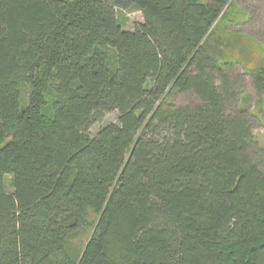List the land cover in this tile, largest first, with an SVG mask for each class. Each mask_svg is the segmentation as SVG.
Returning a JSON list of instances; mask_svg holds the SVG:
<instances>
[{
	"label": "trees",
	"instance_id": "trees-1",
	"mask_svg": "<svg viewBox=\"0 0 264 264\" xmlns=\"http://www.w3.org/2000/svg\"><path fill=\"white\" fill-rule=\"evenodd\" d=\"M248 16L234 0H0V264H264L238 105L248 76L264 124V44L233 26ZM185 92L198 103L176 105Z\"/></svg>",
	"mask_w": 264,
	"mask_h": 264
},
{
	"label": "rangeland",
	"instance_id": "rangeland-1",
	"mask_svg": "<svg viewBox=\"0 0 264 264\" xmlns=\"http://www.w3.org/2000/svg\"><path fill=\"white\" fill-rule=\"evenodd\" d=\"M234 2L237 9H244L249 14L248 18L244 19V22L233 24L234 28L243 34L250 36V38L252 37V39L259 38V40L264 44V0H234ZM122 14L126 18L125 29L132 30L136 23L142 21L140 11L134 8L125 9L122 11ZM236 71L238 73L243 72L241 68L236 69ZM240 82L244 85L246 91L248 92V94H246L248 104L243 105L238 103V105L239 107H245L244 109L246 110V115L251 122L252 138L250 153L253 157L255 156V158H257L264 173V124L256 112V108H254V106H256L257 98L253 87L251 86L249 77H242V81ZM174 102L176 105H193L198 103V98L192 92H185L175 95ZM115 115V112L105 114L102 123L113 121L115 119ZM97 127L98 124H95L92 127V131L94 132ZM9 181L10 176H6V184L8 188H10ZM91 231L92 226L91 224H88V226L76 237L73 245L81 248L88 239Z\"/></svg>",
	"mask_w": 264,
	"mask_h": 264
}]
</instances>
